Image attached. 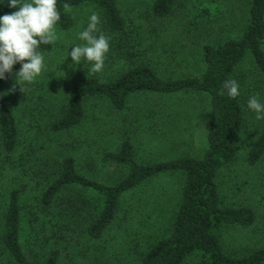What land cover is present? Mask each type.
<instances>
[{
	"label": "rangeland",
	"instance_id": "rangeland-1",
	"mask_svg": "<svg viewBox=\"0 0 264 264\" xmlns=\"http://www.w3.org/2000/svg\"><path fill=\"white\" fill-rule=\"evenodd\" d=\"M117 2L124 17L121 30H109L100 11L90 5L73 7V25L55 27L59 39L41 51L46 70L22 87L15 73L2 85L18 124V142L9 153L0 144V264H13L1 243L3 214L12 189L19 193L20 242L31 260L42 261L57 248L59 264H139L150 245L170 230L183 186L178 171L161 172L122 193L112 222L99 238L89 237L86 231L102 207L99 193L66 187L49 206L41 203L40 196L67 155L83 175L107 184L118 181L126 167L106 159L104 153L116 150L124 138L134 142L137 159L145 163L183 154L201 157L210 120L207 95L136 92L128 96L123 109L114 108L105 97L93 96L85 99L79 124L54 131L51 123L60 115L72 81L82 76L111 80L138 64L151 66L163 78L199 74L204 68L202 45L239 37L248 22L250 0H176L165 17L149 11L151 0ZM93 11L101 21L97 35L110 38L104 68L98 73L88 70L87 61L70 67V55L63 61L70 45L84 43L78 33L87 27ZM235 77L245 91L246 117L236 156L221 168L218 183L223 204L248 205L256 218L249 226L224 227L219 235L228 253L242 256L264 247V153L255 164L247 161L249 146L264 126L247 102L252 96L264 102V86L248 60L238 66ZM181 264H201L200 256L192 254Z\"/></svg>",
	"mask_w": 264,
	"mask_h": 264
},
{
	"label": "trees",
	"instance_id": "trees-1",
	"mask_svg": "<svg viewBox=\"0 0 264 264\" xmlns=\"http://www.w3.org/2000/svg\"><path fill=\"white\" fill-rule=\"evenodd\" d=\"M175 1L151 0L149 11L155 17H165L172 12ZM65 3L71 8L82 5L96 8L111 31L124 27V17L117 0H57L61 19L57 21L56 28L68 29L73 25V14L65 11ZM12 11L15 9L6 4L0 6V15ZM51 47L52 44L41 45L39 51H47ZM201 58L203 70L191 76L163 78L151 66L138 64L111 80L91 75L76 78L68 89L67 101L60 115L51 123L54 131L79 124L84 117V102L88 97H105L114 108L123 109L128 96L136 92H201L208 96L210 105L207 146L201 157L183 154L145 163L137 159L134 142L124 138L116 150L104 153L106 159L126 167L125 174L118 181L107 184L83 175L77 170L74 158L67 155L61 159L57 176L42 191L41 203L51 205L66 187L79 186L96 191L102 196V207L89 222L86 231L89 237L99 238L112 222L122 193L161 172L178 171L183 175V186L170 230L150 245L139 264H181L192 254L200 256L201 264H264V247L242 256L224 249L219 231L224 227L249 226L254 223L256 214L248 205L223 204L218 183L219 171L236 156L237 140L246 117L245 91L239 85L240 95L229 98L223 84L226 80H236L238 66L248 60L264 86V0H250L248 22L239 37L227 38L217 44H203ZM20 67L19 62L14 64L13 72L6 73V79ZM6 79L0 80V93ZM17 142L18 124L2 95L0 144L9 153L15 149ZM263 153L264 126L249 146L248 163L255 164ZM20 218L19 193L17 189H12L3 214L1 243L13 264H59L60 250L57 248H52L42 261L28 258L20 242Z\"/></svg>",
	"mask_w": 264,
	"mask_h": 264
},
{
	"label": "clouds",
	"instance_id": "clouds-1",
	"mask_svg": "<svg viewBox=\"0 0 264 264\" xmlns=\"http://www.w3.org/2000/svg\"><path fill=\"white\" fill-rule=\"evenodd\" d=\"M5 4L15 11L0 15V80L6 79V73L11 74L14 64L19 62L21 67L15 72V79L22 87L46 70V59L39 49L41 45H51L59 39L55 25L61 19V12L57 0H0V6ZM63 7L65 11H71L68 3ZM100 22L95 11L88 16L87 27L78 33V39L84 43L70 45L72 51L69 53V46L63 58L64 61L71 56L70 67L75 68L87 61L91 64L90 72L103 70L110 38L103 33L97 35ZM223 88L229 98L240 95L239 84L234 79L226 80ZM247 107L256 114L257 120H264V102L257 96L249 98Z\"/></svg>",
	"mask_w": 264,
	"mask_h": 264
}]
</instances>
